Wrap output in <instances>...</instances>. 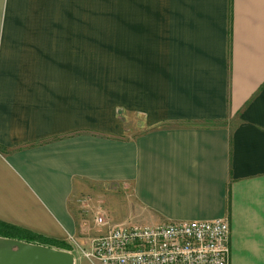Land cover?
Listing matches in <instances>:
<instances>
[{
	"label": "crops",
	"instance_id": "crops-1",
	"mask_svg": "<svg viewBox=\"0 0 264 264\" xmlns=\"http://www.w3.org/2000/svg\"><path fill=\"white\" fill-rule=\"evenodd\" d=\"M100 195L109 228L227 220L264 264V0H0L1 224L100 264Z\"/></svg>",
	"mask_w": 264,
	"mask_h": 264
},
{
	"label": "built area",
	"instance_id": "built-area-1",
	"mask_svg": "<svg viewBox=\"0 0 264 264\" xmlns=\"http://www.w3.org/2000/svg\"><path fill=\"white\" fill-rule=\"evenodd\" d=\"M96 222L106 225L103 217ZM227 220L118 225L100 234L85 257L100 264H230Z\"/></svg>",
	"mask_w": 264,
	"mask_h": 264
},
{
	"label": "water",
	"instance_id": "water-1",
	"mask_svg": "<svg viewBox=\"0 0 264 264\" xmlns=\"http://www.w3.org/2000/svg\"><path fill=\"white\" fill-rule=\"evenodd\" d=\"M0 264H77L71 250L0 235Z\"/></svg>",
	"mask_w": 264,
	"mask_h": 264
},
{
	"label": "rangeland",
	"instance_id": "rangeland-1",
	"mask_svg": "<svg viewBox=\"0 0 264 264\" xmlns=\"http://www.w3.org/2000/svg\"><path fill=\"white\" fill-rule=\"evenodd\" d=\"M119 111H121V110H119ZM136 118H137L136 122H138L140 117L137 116ZM90 196L82 198L81 207L79 206V211H80V214L82 215V217L84 219H86L84 222L85 223L84 226H86V229H85L86 235L94 236L96 238L100 234L105 233L107 230H109V225H108L109 224L108 222L110 221V216L108 215L109 211L112 212V218L115 221H119V220L124 219L125 216H123V215H125L126 212H125V210H122L120 196L116 195L117 198L112 197L110 199V197H109L107 199L103 195L102 196L100 195V197L98 199L100 201H102L101 204L103 207L100 210H99V208L96 209L93 205V202H92V199L93 198L96 199V197L92 198ZM77 197H79V196H76V201H74V203H73L75 209L78 207V205H76V204H79L81 201V198H79V200H77ZM90 203L92 204V207H91ZM84 205L86 207H84ZM99 216L103 217L104 220L107 221L106 225H100L96 222V219ZM92 242H93V240L89 237L83 238V244H82L83 251L87 252L88 250H90V248L92 246ZM83 264H90V263L87 260H85L83 262Z\"/></svg>",
	"mask_w": 264,
	"mask_h": 264
},
{
	"label": "trees",
	"instance_id": "trees-1",
	"mask_svg": "<svg viewBox=\"0 0 264 264\" xmlns=\"http://www.w3.org/2000/svg\"><path fill=\"white\" fill-rule=\"evenodd\" d=\"M0 235H4L7 237H14L28 242H37L61 249H67V250L72 249L71 245L64 241H59L53 238L45 237L19 228L6 226L1 224V222H0Z\"/></svg>",
	"mask_w": 264,
	"mask_h": 264
}]
</instances>
